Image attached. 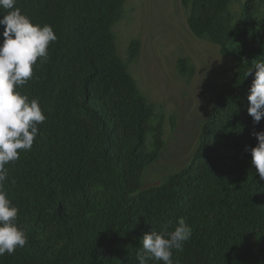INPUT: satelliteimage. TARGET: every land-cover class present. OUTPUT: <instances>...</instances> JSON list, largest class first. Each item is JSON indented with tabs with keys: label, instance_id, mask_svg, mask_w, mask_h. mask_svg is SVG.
I'll list each match as a JSON object with an SVG mask.
<instances>
[{
	"label": "trees",
	"instance_id": "1",
	"mask_svg": "<svg viewBox=\"0 0 264 264\" xmlns=\"http://www.w3.org/2000/svg\"><path fill=\"white\" fill-rule=\"evenodd\" d=\"M126 1L16 0L58 39L17 89L38 99L46 120L32 148L6 165L5 189L28 240L0 264H138L143 235L172 231L180 217L192 236L174 251L178 264H264V180L245 151L264 131V117L256 123L247 112L246 77L253 61H264V0H181L190 33L218 46L235 69L187 163L156 185L147 170L166 129L161 117L151 123L153 105L117 54L113 28ZM139 48L130 41L128 62ZM176 67L181 77L194 74L186 58Z\"/></svg>",
	"mask_w": 264,
	"mask_h": 264
},
{
	"label": "rangeland",
	"instance_id": "2",
	"mask_svg": "<svg viewBox=\"0 0 264 264\" xmlns=\"http://www.w3.org/2000/svg\"><path fill=\"white\" fill-rule=\"evenodd\" d=\"M113 32L118 56L153 105L151 123L161 117L166 129V145L147 170V184L156 185L187 163L212 99L232 80L235 61L223 57L218 46L190 33L181 0H127ZM133 39L140 41L139 53L128 62ZM179 58L193 65L190 79L178 74Z\"/></svg>",
	"mask_w": 264,
	"mask_h": 264
},
{
	"label": "clouds",
	"instance_id": "3",
	"mask_svg": "<svg viewBox=\"0 0 264 264\" xmlns=\"http://www.w3.org/2000/svg\"><path fill=\"white\" fill-rule=\"evenodd\" d=\"M16 0H0V26L3 40L0 42V257L12 255L26 245L28 237L17 223L19 209L8 198L5 182L9 169L6 165L19 159L20 150L28 151L38 136L39 125L45 120L39 101L23 95L19 87L33 77V66L38 58L48 59L50 43L58 37L49 24H34L21 9L15 7ZM253 75L249 89L247 108L254 122L264 117V61H253L246 77ZM257 140L251 153V163L264 180V131L253 133ZM172 222H169L171 224ZM192 236V227L185 218L177 219L172 231L151 229L141 241L142 248L136 254L138 264L162 262L178 264L173 260L175 252H182L184 243Z\"/></svg>",
	"mask_w": 264,
	"mask_h": 264
}]
</instances>
